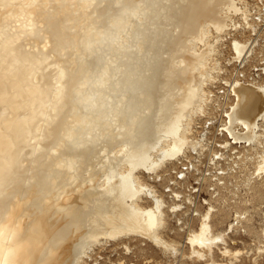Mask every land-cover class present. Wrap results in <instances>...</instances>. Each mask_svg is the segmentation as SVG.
Masks as SVG:
<instances>
[{
  "label": "bare ground",
  "instance_id": "bare-ground-1",
  "mask_svg": "<svg viewBox=\"0 0 264 264\" xmlns=\"http://www.w3.org/2000/svg\"><path fill=\"white\" fill-rule=\"evenodd\" d=\"M239 29L256 31L246 0H0V264H83L96 246L130 238L175 253L161 233L191 195L170 183L168 204L143 175L160 181L177 161L189 179L181 157L204 143L193 124L225 70L220 42ZM249 45L232 39L234 76L222 82L234 97L219 145L228 149L256 144L264 121V76L245 78L258 67ZM204 202L197 228L178 222L191 253L204 259L221 243L236 259L234 223L216 233Z\"/></svg>",
  "mask_w": 264,
  "mask_h": 264
},
{
  "label": "rangeland",
  "instance_id": "rangeland-1",
  "mask_svg": "<svg viewBox=\"0 0 264 264\" xmlns=\"http://www.w3.org/2000/svg\"><path fill=\"white\" fill-rule=\"evenodd\" d=\"M246 1L251 23L255 24L256 31L254 33L249 29H239L238 32L232 31L225 35L220 42V49L223 53L220 61L227 71L224 70L220 80L218 79L217 83L211 87L213 96L206 107V114L200 115L193 124V138L197 139L200 144L204 142L203 145L200 148L198 147L197 151L190 148L187 153L188 156L181 157L182 160H189L193 164V166L189 165V170H183L187 173L189 179L183 178L181 180L179 178L182 168H180L177 161L167 163L158 171L161 175L160 181H157L155 177L150 179L149 174L146 172L143 175V179L154 185L156 190L165 197L168 204L173 199L170 192L168 193L164 189L170 183V187L174 191L182 192L184 196L191 195V201L184 203L185 208L183 211L177 212L178 216H174L172 213H169V216L167 215L166 229L162 230L161 233L165 240L175 243L176 252L164 251L160 245L158 247V245L147 239H122L96 246L95 251L90 253V257L86 258V263L83 264H120L121 262L125 264H212V260L215 264H264V232L262 233L264 231V177L260 179L252 176L254 164L259 156L257 154H262L264 151V121L260 123V136L257 138L256 144L250 146L244 144L232 145L229 149L219 146L228 140L227 134L222 131L224 127L222 123H225V113L234 101V97L223 92L222 83L234 76L233 65L236 64H228L227 61L233 53L231 47L233 38L248 40L249 47L253 48V52L247 60L252 64L255 63L258 67L251 68L246 73L245 78L251 79L253 76L260 74L259 77H256L261 79L264 76L261 71H256L264 64V3H261L260 0ZM236 20L243 23L240 15L236 17ZM252 43L253 45H251ZM242 59H245V56H242L239 62L237 61L238 65ZM219 128L222 131L221 133ZM257 142L259 143L257 144ZM246 149L247 151H245ZM198 152L201 153L198 154ZM249 154L251 157H249ZM241 161L242 163H240ZM233 164L235 168H231ZM249 177L252 178L250 184L247 185ZM219 179L222 181V185L211 186ZM173 183H176L177 186H174ZM191 186L200 190L193 193ZM217 187L218 189H216ZM204 200L214 206L215 211L211 222L216 233L225 231L230 223H234L233 228L226 235V247L231 251L240 250L241 253L236 259L221 254L225 246L221 243L213 248L214 254L212 253V256L207 254L204 259L193 256L192 249L186 244V231L180 230L179 219L181 218L183 222L186 218H189V230L197 228L199 213H203L208 207ZM146 204H150V202L146 201ZM194 211L195 213H193ZM237 213L242 217L236 219ZM126 244L130 247L129 253L124 249Z\"/></svg>",
  "mask_w": 264,
  "mask_h": 264
}]
</instances>
